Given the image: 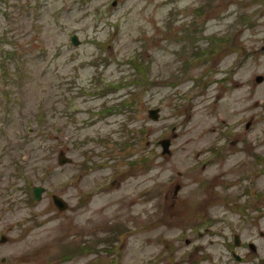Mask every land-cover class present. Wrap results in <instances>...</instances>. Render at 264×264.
I'll use <instances>...</instances> for the list:
<instances>
[{
    "label": "rangeland",
    "instance_id": "1",
    "mask_svg": "<svg viewBox=\"0 0 264 264\" xmlns=\"http://www.w3.org/2000/svg\"><path fill=\"white\" fill-rule=\"evenodd\" d=\"M260 74L264 0H0V264H257Z\"/></svg>",
    "mask_w": 264,
    "mask_h": 264
},
{
    "label": "water",
    "instance_id": "2",
    "mask_svg": "<svg viewBox=\"0 0 264 264\" xmlns=\"http://www.w3.org/2000/svg\"><path fill=\"white\" fill-rule=\"evenodd\" d=\"M72 42L75 45H78L80 43V39L78 38L77 34H74L72 36ZM264 80V76L263 75H257L256 77V81L257 82H262ZM149 116L154 119V120H158L160 117V108H152L149 110ZM249 125V124H247ZM162 147H163V153H170V144L171 141L170 139H163L160 141ZM59 162L60 164H65L68 162H71V158L69 156L66 155L65 151H61L59 154ZM42 192H43V188L41 186H35L34 187V194L36 199H40L42 196ZM54 202L55 204L58 206L59 209L64 210L68 207V203L60 196L54 195ZM7 238L3 237L2 241H5ZM235 243L236 245L240 244V238L238 235H235Z\"/></svg>",
    "mask_w": 264,
    "mask_h": 264
},
{
    "label": "flooded vegetation",
    "instance_id": "3",
    "mask_svg": "<svg viewBox=\"0 0 264 264\" xmlns=\"http://www.w3.org/2000/svg\"><path fill=\"white\" fill-rule=\"evenodd\" d=\"M255 196H260V193L259 192H256V194H255ZM262 208L259 210V211H261L262 212ZM241 242V241H240ZM241 244H243V243H241ZM248 244V243H247ZM252 243H249V246H251L252 247ZM232 254H233V256L236 258V256H235V252L234 251H232ZM240 258H241V256H240ZM239 260H241V259H239ZM257 264H264V254H262L259 258H258V260H257Z\"/></svg>",
    "mask_w": 264,
    "mask_h": 264
}]
</instances>
